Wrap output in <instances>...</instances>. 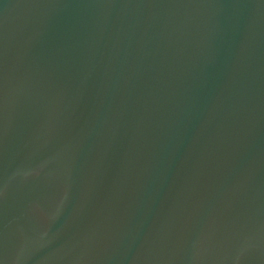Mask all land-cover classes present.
Segmentation results:
<instances>
[{"label":"water","instance_id":"95a60500","mask_svg":"<svg viewBox=\"0 0 264 264\" xmlns=\"http://www.w3.org/2000/svg\"><path fill=\"white\" fill-rule=\"evenodd\" d=\"M0 264H264V0H0Z\"/></svg>","mask_w":264,"mask_h":264}]
</instances>
